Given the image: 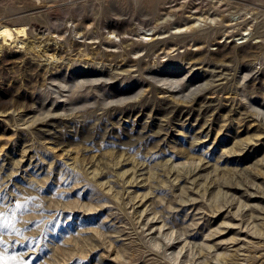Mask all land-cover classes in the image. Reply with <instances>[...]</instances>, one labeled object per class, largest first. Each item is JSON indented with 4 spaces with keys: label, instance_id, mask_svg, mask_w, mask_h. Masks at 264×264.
<instances>
[{
    "label": "rangeland",
    "instance_id": "374dc122",
    "mask_svg": "<svg viewBox=\"0 0 264 264\" xmlns=\"http://www.w3.org/2000/svg\"><path fill=\"white\" fill-rule=\"evenodd\" d=\"M42 2L0 0V264H264V0Z\"/></svg>",
    "mask_w": 264,
    "mask_h": 264
},
{
    "label": "bare ground",
    "instance_id": "6f19581e",
    "mask_svg": "<svg viewBox=\"0 0 264 264\" xmlns=\"http://www.w3.org/2000/svg\"><path fill=\"white\" fill-rule=\"evenodd\" d=\"M27 2H30L31 3V6L33 7V9H35V10H37V9H39L41 6H42V4H43V2H42V0H40V2L39 3H37L36 1H34V0H26ZM49 3V2H48ZM48 6V5H47ZM53 7V6H52ZM52 9V8H51ZM38 25L37 24H35V27H34V30H36V32H37V34H40L41 36H44L43 34L44 33H42L41 34V31H38ZM40 30V29H39ZM150 30H152V29H147V31H150ZM109 32L110 33H112L113 35H115L116 37H120L121 36V31L119 30V29H117V28H115V27H113V26H109ZM0 34H1V38L3 39V41L4 42H7V41H15L16 39H19L20 37H22V36H25V35H27L28 34V31H27V29H26V27L25 26H20V27H11V26H9V25H4V24H2V27H1V29H0ZM55 57V56H54ZM249 74V73H248ZM248 76V75H247ZM246 78V76L243 78V79H245ZM209 84V83H208ZM66 87H67V85H66ZM201 87V86H200ZM200 87H198V88H195L197 91H202L203 89H202V87L200 88ZM206 88H208V86H205V88L204 89H206ZM68 89H71V87H68ZM192 90L190 93H189V95L190 94H193V93H195V92H197L196 90ZM54 91V90H53ZM185 96H187V95H185ZM58 97H59V94H58ZM207 107V106H206Z\"/></svg>",
    "mask_w": 264,
    "mask_h": 264
}]
</instances>
